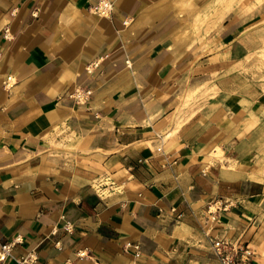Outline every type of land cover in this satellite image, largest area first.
<instances>
[{
  "label": "crops",
  "instance_id": "obj_1",
  "mask_svg": "<svg viewBox=\"0 0 264 264\" xmlns=\"http://www.w3.org/2000/svg\"><path fill=\"white\" fill-rule=\"evenodd\" d=\"M97 1L0 0L5 264H219L213 238L264 264V89L239 69L264 0Z\"/></svg>",
  "mask_w": 264,
  "mask_h": 264
},
{
  "label": "built area",
  "instance_id": "obj_2",
  "mask_svg": "<svg viewBox=\"0 0 264 264\" xmlns=\"http://www.w3.org/2000/svg\"><path fill=\"white\" fill-rule=\"evenodd\" d=\"M116 0H98L95 4L91 5L89 11L100 17H110L114 8ZM36 13H34V16ZM4 37L10 39L9 30L4 31ZM100 64V60L95 61L87 66L88 73H92L95 68ZM6 88H10L13 85L12 78L7 77L4 81ZM91 91L84 89H76L72 95L78 103H85L88 101ZM210 221H216L217 217L215 211L208 210ZM71 225L65 226L66 231H71ZM22 241L20 237L14 238L10 242H6L0 245V264H5L13 257V250L17 244ZM211 250L214 257L219 264H255V254L249 244L243 243L238 240H232L230 238H213L210 241ZM138 248V246H136ZM87 255L86 251H80L78 256L83 258ZM36 257L29 255L27 257L16 260L17 264H36Z\"/></svg>",
  "mask_w": 264,
  "mask_h": 264
},
{
  "label": "rangeland",
  "instance_id": "obj_3",
  "mask_svg": "<svg viewBox=\"0 0 264 264\" xmlns=\"http://www.w3.org/2000/svg\"><path fill=\"white\" fill-rule=\"evenodd\" d=\"M260 24L252 30L254 34L248 39L251 51L246 55L244 65L239 68L246 83L256 91L264 89V30L259 32Z\"/></svg>",
  "mask_w": 264,
  "mask_h": 264
}]
</instances>
